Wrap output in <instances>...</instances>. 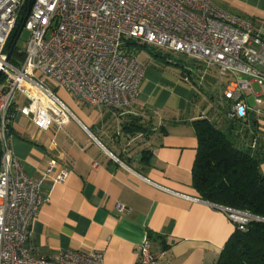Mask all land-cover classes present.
Returning a JSON list of instances; mask_svg holds the SVG:
<instances>
[{"label": "crops", "instance_id": "0c3cea01", "mask_svg": "<svg viewBox=\"0 0 264 264\" xmlns=\"http://www.w3.org/2000/svg\"><path fill=\"white\" fill-rule=\"evenodd\" d=\"M211 1L264 38V0ZM151 52L133 106L112 112L80 108L86 105L76 100L74 110L68 108L78 122L47 131L19 115L13 120L10 146L27 176L41 181L44 199L26 244L33 257L94 249L103 264H138L148 237L156 264H216L235 227L192 187L193 122L217 119L211 110L227 102L225 82L216 94L204 91L205 79L187 78ZM251 88L248 118L240 124L257 122L264 151V86L253 82ZM51 161L55 167L43 179ZM62 170L67 177L51 181Z\"/></svg>", "mask_w": 264, "mask_h": 264}, {"label": "built area", "instance_id": "2783aa9c", "mask_svg": "<svg viewBox=\"0 0 264 264\" xmlns=\"http://www.w3.org/2000/svg\"><path fill=\"white\" fill-rule=\"evenodd\" d=\"M25 5L27 0H0V264H103L102 252L94 249L36 258L26 248L44 199L41 181L27 176L10 146L12 122L19 115L47 131L77 121L42 78L86 106L117 112L136 103L145 75L132 43L165 48L215 69L225 81L227 118L243 122L251 84L264 86V38L211 0H33L24 21L29 36L23 57L7 60L4 48ZM17 95L26 105H18ZM255 103L261 104L256 96ZM54 167L51 161L43 179ZM67 175L62 170L51 181ZM218 209L240 231L260 220ZM156 262L145 237L138 264Z\"/></svg>", "mask_w": 264, "mask_h": 264}, {"label": "trees", "instance_id": "16d2710c", "mask_svg": "<svg viewBox=\"0 0 264 264\" xmlns=\"http://www.w3.org/2000/svg\"><path fill=\"white\" fill-rule=\"evenodd\" d=\"M25 14L26 5L4 48L6 53L10 51L16 59L23 55L18 41L23 32H20V26ZM132 46L147 48V45L139 43H132ZM148 52L152 53L149 49ZM154 55L166 64H171L159 52ZM175 66L187 78H201L209 82L212 70L217 78L213 82H219L217 71H205L202 64L197 68L204 70L205 74L196 73L194 76L182 65ZM228 107L229 103L226 102L218 109L211 110L217 119L204 118L193 122L197 154L192 169V187L202 201L260 219L251 220L243 231L234 230L216 264H264V174L260 171V165L264 163V151L260 146L261 134L257 131L255 120H250L248 126L244 127L240 121L227 118ZM135 126L142 129L140 125Z\"/></svg>", "mask_w": 264, "mask_h": 264}, {"label": "rangeland", "instance_id": "374dc122", "mask_svg": "<svg viewBox=\"0 0 264 264\" xmlns=\"http://www.w3.org/2000/svg\"><path fill=\"white\" fill-rule=\"evenodd\" d=\"M28 32L23 30L22 35H21V39L18 41V47L21 49V51H24L26 48V42L28 39ZM142 47V46H134V48L137 50L138 52V60L140 63L144 64H148V60L150 59V55L148 53V49L153 51V52H159L160 55L162 57H166V60L171 63L172 65L174 64V67L176 64H180L182 65V67L191 72V75L194 76L196 73L198 74H205L204 70L197 68V66L201 65L198 61L186 56V55H182L179 53H174L171 52L165 48H155L152 46H146ZM23 57V55L18 58L17 60H21ZM15 58V57H14ZM202 66L204 67V65L202 64ZM145 67V66H144ZM176 70H181L179 67H175ZM205 71H208V69H206L204 67ZM36 76H39V74L37 72H35ZM212 79H210V82L208 83L207 81H203L201 83V87L202 89L205 91L206 88L207 90H210L212 92V94H216L219 91V83L218 82H213L214 79H217L216 76L212 73L209 74ZM42 80L44 81V84L51 90L55 91V93L57 94V96L64 102V104L67 107H70V109L73 111V105H74V101H76L74 98H72L71 96H69V94L64 90V89H58L57 85L55 84V82H53L51 79L48 78H42ZM247 98H249V95L247 94ZM16 101L18 103L19 106H24L26 105V102L24 100L23 97H21L20 95L16 96ZM80 108H85V109H89L87 108V106H80Z\"/></svg>", "mask_w": 264, "mask_h": 264}, {"label": "water", "instance_id": "95a60500", "mask_svg": "<svg viewBox=\"0 0 264 264\" xmlns=\"http://www.w3.org/2000/svg\"><path fill=\"white\" fill-rule=\"evenodd\" d=\"M32 4H33V0H27L26 14H25V16H24V21H25V19L27 18L28 14H29V12H30V10H31V6H32ZM24 21L22 22V24H21V26H20V32H21V31L23 30V28H24ZM10 57H11V52L9 51V52L7 53V60H9Z\"/></svg>", "mask_w": 264, "mask_h": 264}]
</instances>
